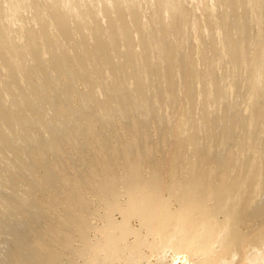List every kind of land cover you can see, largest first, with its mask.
<instances>
[{
  "label": "rangeland",
  "instance_id": "1",
  "mask_svg": "<svg viewBox=\"0 0 264 264\" xmlns=\"http://www.w3.org/2000/svg\"><path fill=\"white\" fill-rule=\"evenodd\" d=\"M133 1L151 35L167 31L148 2ZM179 1L188 14L169 27L184 33L186 47L177 53L179 68L174 79L167 80L154 64L145 74L144 103L136 110L123 109L119 101L118 65L130 68L116 24L108 28L112 41L98 39L88 46L83 40L117 15L115 3L97 13L103 10L100 0H0L1 24L5 5L21 2L23 27L17 24L3 32L8 47L19 42L17 51H24L27 63L16 77L6 76L3 60H22L6 50L0 53V264H220L230 257L231 264L260 263L251 260L253 250L247 245L234 256L218 248L205 261L192 249L175 251L172 243H161L159 237L145 239L144 228L138 232L141 244L134 251L130 246L135 238L123 236L119 227L125 207L124 195L119 194L127 170L132 178L136 174L154 178L158 161L167 168L174 155L183 164L185 154L177 153L168 133L169 126L184 116L188 123L183 131H195L199 147L210 152L208 166L220 171L225 167V176L241 175L238 180L246 193L251 191L249 177L243 178L251 161L259 160L264 175V75L263 88L253 85L258 73L253 67L264 56L262 51L255 54L263 42L260 37L264 39V0ZM69 4L89 9L87 24L75 15H64L60 21ZM208 9L213 10V18ZM93 13L96 20L90 18ZM122 13L128 21L129 14ZM27 29L40 36L58 35L63 44L51 40L54 45L46 43L45 53L32 50L24 42ZM226 35L239 40V45L230 49ZM166 41L163 55L179 44L170 35ZM135 47L140 55L149 53L148 62L158 59L165 64L156 53L157 59L150 55L149 47L139 43ZM212 78L215 83L210 85ZM167 89L170 95L165 99ZM58 108L65 109V116L56 113ZM177 173L184 176L182 170ZM261 179L263 184L264 176ZM255 199L252 207L262 206L264 194ZM130 222L139 228L136 219ZM247 223L248 231L244 230L263 239V221L250 217ZM106 234L120 245L115 256L102 246Z\"/></svg>",
  "mask_w": 264,
  "mask_h": 264
},
{
  "label": "bare ground",
  "instance_id": "2",
  "mask_svg": "<svg viewBox=\"0 0 264 264\" xmlns=\"http://www.w3.org/2000/svg\"><path fill=\"white\" fill-rule=\"evenodd\" d=\"M100 1L103 3V10L97 13H103L109 5L115 3L113 10L117 15L115 17H108L107 26L103 27L99 33L94 32L84 35V44L93 46L99 41H112L113 37L111 32L108 31V28L112 23L116 24L115 30L121 37L123 36L122 49L124 48L126 51L124 53L126 54L125 57L129 65L127 67L130 68L128 71L123 64L122 66L118 65L119 101L123 109L139 108L144 103L142 92L144 85L146 86L148 82L145 79V74L149 73L148 71L154 64L158 66L159 74L156 72L158 75L165 74L167 80L168 77L171 80L174 79L175 68L177 70L179 68L177 53L184 49L185 42L182 38L183 31L181 32L180 30H174L169 27L174 25L176 19H184L188 11L180 6L179 0H142L148 2L154 8V12L161 18L164 23L163 27L166 28L169 35L177 38L179 41V44L171 48L173 49L172 51L168 52L167 55H163L162 52L166 49V45L169 44V41H166L169 36L167 31H163L160 35H151L147 23L141 12H139L135 1L132 0L124 5L116 4L117 0ZM20 6L21 2H16L15 4L7 3L3 11V19L5 22L0 23L2 25L0 26V53H5L3 50H6L14 57H19L22 60V62L12 61L9 58L3 60L7 64L5 65L4 74L8 76L10 73H14V75L9 76L12 78L22 70H26L24 68L27 66V63L24 60V51H17L20 46L19 42H14L11 48L6 45L7 38L4 36L3 30L6 32L7 30L11 31L12 27L17 24L21 28L23 27L24 16L19 13ZM208 11L210 17L213 18V10L208 9ZM122 12L129 14L128 21H125ZM61 14L60 21L64 20V15H75L85 25L88 23L87 17H89L90 12L88 8L82 9L77 4L76 6L69 4L67 8H63ZM97 17L93 13L90 18L96 20ZM227 20H229L228 17L224 21L225 27ZM194 25L195 23L193 22L192 26ZM193 29L195 30V26ZM235 29L236 37H238L237 25ZM226 36L230 49L236 48L239 45V40H234L229 35ZM260 38L263 40L260 48H258V43H255V47L258 48L255 52L257 56L261 51L264 54V39L263 37ZM63 39L61 41L58 35L53 34L36 35L35 31L30 29H27V33L24 34V42H28L32 50L40 49L44 53L46 52V43L50 42L52 45L57 44V46H62L63 43L61 44V42H63ZM51 40H54L55 43L53 44ZM136 43L142 45L144 49L145 47H149L148 52H150V55L156 53L159 57L164 58L165 64L161 63L157 57L155 58V55L154 58L157 61L153 64L152 61H150L151 63L148 62L147 56L145 57V55L149 53L146 52L147 54L140 55L142 52H137L138 50L135 49ZM43 58H41L42 61L45 60ZM260 63H256L253 67V69L256 67L258 70V73L256 72V81H253V85L256 88L262 86L260 83L264 75V56ZM131 79L133 81L129 84ZM127 80H129V83L126 82ZM167 80H165V83H167ZM212 81L213 78L208 84L212 85L215 79ZM125 83L128 84L125 86ZM207 92L209 94L208 89ZM164 94L165 99H167L170 95L168 89ZM58 109L59 111L56 113L59 116H65V109ZM187 123V116L180 118L169 126L170 132L168 133L169 136L174 137V144L178 146L176 148L177 153L185 154L183 157L184 162L181 160L182 165L177 163L173 155L168 159L169 162L166 164L167 168L162 169L161 164H158L163 163L162 160L156 163L154 178H146L140 174H136L132 178L130 170H127L126 183L123 185V191L119 194V196L124 195L125 199V207L121 211L122 219L119 222L123 236L128 237L131 235L135 238L130 246L131 250L135 251L141 244V238L138 237V232L144 228L146 234L145 239L149 236L159 237L161 243H172L175 251L192 249L199 253V258L205 261L209 260L213 254H217L218 248L225 251L226 254L234 256L236 255L237 249H241L247 245V247L253 250L251 252L249 251L253 256L251 260L260 261L259 264H264V232L262 234L263 239H261L257 236L258 234L251 236L247 233L248 230L246 229L250 217L259 218L264 224V200L260 207L253 208L251 204V202L257 201L255 199L256 196H262L264 194V191H262L264 187L262 189L261 186V176L264 175H262V171L258 168L257 164L259 160L257 162L255 160L251 161L247 167L246 177L243 176L245 177L243 179L249 177L246 181L250 185L251 191L249 190L246 193V190L242 189L243 183L241 180H238L242 179L241 175L233 172L231 175L225 176L223 175L225 173V167L220 171L215 170L216 167L208 166V153L210 152L202 146L199 147L197 144L198 135L195 131H183ZM137 153L138 151H136ZM205 164L208 167L202 166ZM163 166L165 167L164 164ZM179 170H182L184 176H179L177 173ZM262 185H264V182ZM115 199L116 195L112 192V200ZM133 219H136L139 223L138 229H135L130 224V221ZM105 238V242L102 243L104 250L112 256L117 255L120 245L110 234H106ZM257 244H260V247H258L260 249L254 246ZM230 259L231 257L222 261L220 264H231ZM84 264H92V262L85 261Z\"/></svg>",
  "mask_w": 264,
  "mask_h": 264
}]
</instances>
